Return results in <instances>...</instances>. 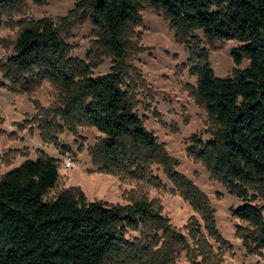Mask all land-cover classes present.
Segmentation results:
<instances>
[{
    "label": "trees",
    "instance_id": "1",
    "mask_svg": "<svg viewBox=\"0 0 264 264\" xmlns=\"http://www.w3.org/2000/svg\"><path fill=\"white\" fill-rule=\"evenodd\" d=\"M32 1L40 4L44 0ZM17 2L0 0V5ZM76 6L87 9L102 45L117 57V63L125 54L128 29L141 22L142 6L161 11L183 43L198 41L193 35L196 31L209 42H238L230 50L235 65L231 76L222 78L214 75L206 53L190 49L197 58L195 94L216 129L207 140L192 137L189 148L229 193L246 200V188L256 187L264 197V0H79ZM243 59L247 65L239 68ZM6 61L5 76L12 86L31 83L33 88L44 79L59 83L67 99L65 116L80 120L79 124L84 121L103 134L104 163L93 160L97 167L105 166L110 173L113 168L108 164L116 166L125 156L135 155V150L158 148L128 100L122 68L117 65L105 75L92 77L87 65L68 53L59 27L48 19L25 25ZM95 149L96 145L92 156ZM57 180L56 161L42 155L1 175L0 264H105L125 242L127 230L158 218L150 203L87 202L80 190L77 197L70 191L78 189L46 199ZM186 182V198L193 201L196 195L197 200L202 193ZM206 204L191 203L204 229L219 243ZM231 213L252 227L249 239L253 244L264 246L262 210L243 203ZM206 256V264L219 260L212 252Z\"/></svg>",
    "mask_w": 264,
    "mask_h": 264
},
{
    "label": "rangeland",
    "instance_id": "2",
    "mask_svg": "<svg viewBox=\"0 0 264 264\" xmlns=\"http://www.w3.org/2000/svg\"><path fill=\"white\" fill-rule=\"evenodd\" d=\"M78 1L44 0L36 4L18 0L10 6L0 5V177L24 160L42 155L56 161L58 173L46 199L78 189L70 191L77 197L80 190L87 202L122 206L150 203L158 218L127 230L125 242L105 264H206V254L211 252L219 259L216 264H264V246L249 239L252 227L231 213L248 203L260 208L264 216L262 193L247 187L246 200L229 193L189 148L194 143L192 137L207 140L216 129L195 94L197 74L193 66L197 58L190 49L206 53L214 75L222 78L231 76L235 65L230 50L238 42H209L196 31L193 35L198 41L183 43L161 11L142 6L141 22L128 29L123 41L125 54L117 63V57L102 45L87 9L76 6ZM41 18L59 27L68 53L81 59L92 77L105 75L117 65L122 68L128 100L154 137L157 149L135 150V155L125 156L116 166L108 164L113 168L108 173L107 167L96 166L98 161V165L104 163L103 134L84 121L79 124L80 120L65 116L67 99L59 83L44 79L33 88L31 83L22 88L12 86V80L5 76L6 60L13 54L19 31ZM246 65L243 59L239 68ZM64 155L73 160L68 169L61 165ZM185 180L204 197L187 199ZM197 201L209 204L205 209L208 216L212 212L219 243L209 236L191 205Z\"/></svg>",
    "mask_w": 264,
    "mask_h": 264
},
{
    "label": "built area",
    "instance_id": "3",
    "mask_svg": "<svg viewBox=\"0 0 264 264\" xmlns=\"http://www.w3.org/2000/svg\"><path fill=\"white\" fill-rule=\"evenodd\" d=\"M61 165L68 169L70 167H72L73 165V160L68 156V155H64L62 158H61Z\"/></svg>",
    "mask_w": 264,
    "mask_h": 264
}]
</instances>
